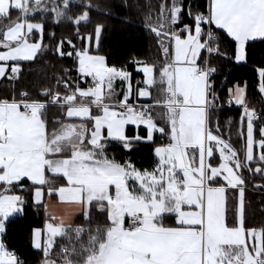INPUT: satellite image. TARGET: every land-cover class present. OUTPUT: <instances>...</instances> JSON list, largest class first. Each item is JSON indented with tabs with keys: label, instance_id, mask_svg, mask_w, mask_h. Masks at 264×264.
<instances>
[{
	"label": "snow or ice",
	"instance_id": "6c2138e0",
	"mask_svg": "<svg viewBox=\"0 0 264 264\" xmlns=\"http://www.w3.org/2000/svg\"><path fill=\"white\" fill-rule=\"evenodd\" d=\"M131 10L156 55L110 61L94 15L130 24ZM255 41L264 0H0V80L11 85L0 95V264H25L3 237L29 201L45 213L31 238L40 264H264V225L246 221L247 178L264 181V65L258 82L230 76ZM50 52L71 60L55 83L17 88ZM226 105L240 115L222 127ZM113 144L122 161L107 155ZM139 148H152L150 169L137 167ZM45 189L78 206L80 222L55 215Z\"/></svg>",
	"mask_w": 264,
	"mask_h": 264
},
{
	"label": "trees",
	"instance_id": "16d2710c",
	"mask_svg": "<svg viewBox=\"0 0 264 264\" xmlns=\"http://www.w3.org/2000/svg\"><path fill=\"white\" fill-rule=\"evenodd\" d=\"M113 2H119V0H113ZM132 3L133 0H128ZM144 3V0H140ZM201 5H206L207 0H199ZM206 10V9H205ZM125 14L124 9H120V15ZM39 15V14H37ZM131 17L130 24H121L120 21L111 17L95 16L94 20H102L105 24V30L103 35L102 47L100 54H106L109 60H115L120 63L125 58H131L133 55L143 59L151 61L156 55L155 42L151 39L150 34L144 30L142 21L143 13H137L135 10L128 12ZM214 27V26H213ZM55 30L60 34L59 29ZM249 54L248 63L243 65H235L231 68L230 76L243 82L244 80H250L258 82L255 77V68L260 65H264V42L255 41L249 42ZM95 52V48H93ZM216 63V61H213ZM71 64L70 59L60 60L53 56L50 52L43 58H38L34 64L29 65L25 68V75L19 83L16 85L19 89L33 90V86L38 83L54 84L55 80L50 79L61 71L63 67ZM221 73L228 74L229 66H222L220 69ZM223 75H220L216 81V86L219 88L220 81L223 79ZM234 83V80L229 81ZM11 85L6 80H0V95L5 94L10 89ZM249 91H252L250 87ZM227 88L224 90L226 97ZM258 110L261 109L259 103L254 105ZM225 111L219 114L220 124L223 127L225 121L229 117H234L239 120V111L236 106L228 109L225 106ZM57 109H50V118H55L54 114L57 113ZM215 115L213 116V127H215ZM226 130V129H225ZM236 126L232 128L233 136H235ZM107 155L109 158H115L118 161H122L126 158L124 152L119 145L113 144L109 146ZM132 157L140 168H151L154 165V154L152 148H139L138 151L132 153ZM248 190L246 192L247 198V210H246V221L249 226H260L264 225V189H255V184L264 183L260 177H248ZM59 186V180L56 181ZM82 217L79 215L74 218L73 221L79 223ZM73 221L71 222L72 225ZM45 223V213L43 207L37 209L33 206L32 202L25 206V210L22 214L16 215L9 218L7 232L3 239L6 241L8 247L16 251V253L23 258L25 264H40L43 258L42 253L38 250L33 249L31 238L32 230L35 228H42ZM167 223V221H166ZM59 240V238H57Z\"/></svg>",
	"mask_w": 264,
	"mask_h": 264
},
{
	"label": "crops",
	"instance_id": "0c3cea01",
	"mask_svg": "<svg viewBox=\"0 0 264 264\" xmlns=\"http://www.w3.org/2000/svg\"><path fill=\"white\" fill-rule=\"evenodd\" d=\"M44 200L49 205L50 210H51L50 206H55V205L60 204V206H57V209L53 208V210H51V211L53 213H55V215L63 217L66 224H71V222L74 220V218L79 215L80 209L78 206L72 205L69 203H64L65 205H62L63 203H61L59 201L58 196L49 197L47 195L46 189H45ZM16 215H19V214H14L12 217H14ZM12 217H10V218H12ZM167 223H170V221H167Z\"/></svg>",
	"mask_w": 264,
	"mask_h": 264
},
{
	"label": "rangeland",
	"instance_id": "374dc122",
	"mask_svg": "<svg viewBox=\"0 0 264 264\" xmlns=\"http://www.w3.org/2000/svg\"><path fill=\"white\" fill-rule=\"evenodd\" d=\"M60 203V202H59ZM62 205H65L64 203ZM57 206H60V204L55 205V206H50L51 210H53V208L57 209ZM44 228V227H43ZM43 228H39L41 230H43Z\"/></svg>",
	"mask_w": 264,
	"mask_h": 264
}]
</instances>
